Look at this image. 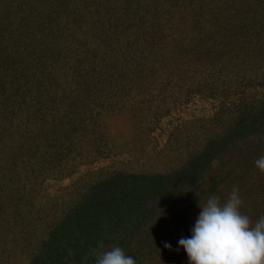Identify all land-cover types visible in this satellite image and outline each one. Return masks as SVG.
<instances>
[{"label": "trees", "instance_id": "16d2710c", "mask_svg": "<svg viewBox=\"0 0 264 264\" xmlns=\"http://www.w3.org/2000/svg\"><path fill=\"white\" fill-rule=\"evenodd\" d=\"M263 67L264 0H0V264H96L114 247L136 264H190L179 240L234 186L257 222L264 91L225 107L175 168L102 169L63 197L44 184L107 155L96 125L149 120L145 99L167 83L203 92L205 71L235 86Z\"/></svg>", "mask_w": 264, "mask_h": 264}, {"label": "rangeland", "instance_id": "374dc122", "mask_svg": "<svg viewBox=\"0 0 264 264\" xmlns=\"http://www.w3.org/2000/svg\"><path fill=\"white\" fill-rule=\"evenodd\" d=\"M204 73L206 87L203 92H190L187 87L167 83L163 95L147 97L145 105H156V112L149 120L133 112L106 116L101 126L96 127L111 151L88 163L76 164L74 172L69 175L45 180V191L63 197L64 191L79 177L102 169L175 168L194 139H202L205 132L223 118L225 107L239 99L257 97L264 91V72L259 77H239L240 83L235 86H221L220 78L215 77L214 72ZM214 84L219 86L218 89L213 88ZM159 152L167 156L161 159L157 156Z\"/></svg>", "mask_w": 264, "mask_h": 264}, {"label": "clouds", "instance_id": "9594fccd", "mask_svg": "<svg viewBox=\"0 0 264 264\" xmlns=\"http://www.w3.org/2000/svg\"><path fill=\"white\" fill-rule=\"evenodd\" d=\"M255 166L264 173V156L255 160ZM242 204L234 186L224 203L212 196L199 205L202 210L191 229V237L179 240L190 264H264V215L253 224L240 211ZM165 247L171 245L165 243ZM96 264H136V261L120 247H114L98 255Z\"/></svg>", "mask_w": 264, "mask_h": 264}]
</instances>
